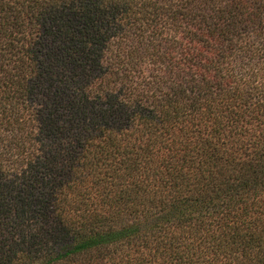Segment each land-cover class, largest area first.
<instances>
[{
    "label": "trees",
    "instance_id": "1",
    "mask_svg": "<svg viewBox=\"0 0 264 264\" xmlns=\"http://www.w3.org/2000/svg\"><path fill=\"white\" fill-rule=\"evenodd\" d=\"M0 264H264V0H0Z\"/></svg>",
    "mask_w": 264,
    "mask_h": 264
}]
</instances>
